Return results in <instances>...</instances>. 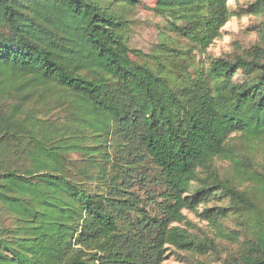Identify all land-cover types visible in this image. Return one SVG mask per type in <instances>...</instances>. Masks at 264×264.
<instances>
[{
    "label": "trees",
    "instance_id": "obj_1",
    "mask_svg": "<svg viewBox=\"0 0 264 264\" xmlns=\"http://www.w3.org/2000/svg\"><path fill=\"white\" fill-rule=\"evenodd\" d=\"M138 4L0 0V264H167L168 247L264 264V19L199 64L228 0H157L148 53L129 45ZM183 210L236 248L220 256Z\"/></svg>",
    "mask_w": 264,
    "mask_h": 264
},
{
    "label": "rangeland",
    "instance_id": "obj_2",
    "mask_svg": "<svg viewBox=\"0 0 264 264\" xmlns=\"http://www.w3.org/2000/svg\"><path fill=\"white\" fill-rule=\"evenodd\" d=\"M156 1L157 0H140V4L127 11L125 15L130 21L129 45L145 53L151 51L157 43L158 34L163 31L162 27L164 20L157 16L152 10ZM251 1L252 0H228L231 16L222 27L220 36L214 39L204 54L197 55L196 59L199 64L205 63L209 58L228 56L233 53V51L241 47H248L257 41L258 36L254 27L260 23L264 17L247 12V4ZM216 163L221 172H225L228 169V164L226 162L217 161ZM207 205L210 207L213 205H220V203L214 204L209 202ZM202 209L203 205H200L198 211ZM182 212L185 215L186 222L180 223L179 225L185 227L201 239H213L218 245L220 256H226L236 248V245L231 241L217 236L218 233L211 223L193 212L187 210H183ZM222 223L226 231H238L239 229L234 220H225ZM166 252H168L165 259V263L167 264H185L187 262L186 259L190 261L205 259L210 261L211 264H214L217 260V257L212 255L209 257L199 256L197 254L190 255L182 250L169 247Z\"/></svg>",
    "mask_w": 264,
    "mask_h": 264
}]
</instances>
